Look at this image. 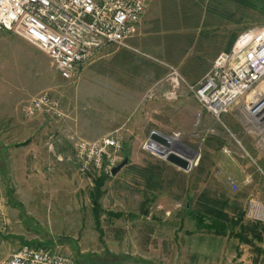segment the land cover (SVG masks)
<instances>
[{"label":"crops","instance_id":"1","mask_svg":"<svg viewBox=\"0 0 264 264\" xmlns=\"http://www.w3.org/2000/svg\"><path fill=\"white\" fill-rule=\"evenodd\" d=\"M219 1L148 0L138 33L128 39L129 45L136 47L140 52L107 45L91 62L77 68L74 81L65 80L57 71L56 78L52 77L49 81L47 55L12 32L0 29V102L6 103L9 110L17 109V105L27 98L41 90L49 89V94L58 100L60 108L66 111L68 117L39 113L36 117L46 116L43 120L50 126L45 125L43 121L37 126L41 130L50 127L61 133L58 135L53 132L50 137L54 139L52 145L48 146L46 140L43 143L58 160H62L61 156L65 151V146L61 143L66 140L70 142L72 133L92 140L119 129L123 144L122 157H133L134 149L139 151V146L143 149L141 153L153 154L146 146L152 131L177 138L184 142L183 145L191 150L193 156L188 170L171 165L174 172L183 179L182 188L214 190L215 185L201 180L203 176L213 172L207 171L206 163L200 159L198 151L202 148L215 149L213 154L229 149L231 143L228 139V146L224 145L225 142L221 141L224 136L216 131L218 136H215V140L219 143L208 148L207 131L209 124L213 122V115L198 103L186 85L181 84L175 89L171 87L165 79L168 73L165 64L174 66L188 84H195L211 67V64L202 63H212L217 53L230 49L239 34V28H233L221 17L223 12ZM63 81L76 84L69 87L63 84ZM169 93L172 95H168ZM231 111L223 113L221 118L234 126ZM29 120H11L8 132L19 133L32 129L34 124ZM233 129L239 130L236 126ZM248 137L251 140L248 150L252 155L242 146L241 148L254 165L246 160L235 162L236 170L231 174L237 185L242 184L249 191H256L255 196L258 198L259 191L264 189V153L254 146L253 137ZM25 141L26 144H20ZM31 142L23 138L17 145L26 146ZM236 142L240 145V141ZM9 147L10 145L0 139L1 150L6 151ZM72 149L76 167L74 144ZM213 162L209 164H218L217 161ZM142 167L141 175L145 187L153 189L156 174L148 166ZM4 173L5 170L0 167V176ZM213 175L217 176V173ZM222 184L224 185L221 180ZM261 193L260 198L264 199V191ZM197 201L208 205L215 203L216 207H223L222 212L228 219L225 221V233L201 228L205 230L202 233H208L206 243L211 247L212 254H223L222 243L224 240H230L234 247L230 253L232 264H264V233H250L248 230L240 232V225L257 222L246 220L245 205L242 209L235 206L230 208L227 199L215 197ZM192 206L191 201L187 199L184 212L189 213ZM239 218L241 219L238 221ZM229 221H237L233 230L230 229Z\"/></svg>","mask_w":264,"mask_h":264},{"label":"rangeland","instance_id":"2","mask_svg":"<svg viewBox=\"0 0 264 264\" xmlns=\"http://www.w3.org/2000/svg\"><path fill=\"white\" fill-rule=\"evenodd\" d=\"M219 6L223 12L221 17L233 28H239V34L249 27L264 25V0H220ZM139 25L134 35L138 33ZM127 45L124 48L139 51L130 46L128 40ZM55 71L48 58L49 81L52 77L56 78ZM64 82L69 87L76 84ZM42 91L50 93L49 89L38 93ZM31 97L13 110L0 102V139L10 145L6 151L0 149V167L6 172L0 176V260L27 244L36 247L44 245L80 262L94 264H232V241L224 240L223 254H212L211 247L206 243L208 233H202L205 230L197 228L193 216L184 212V203L190 200L194 210L199 203L197 200L215 197L227 199L230 208L235 206L242 209L245 205L246 209L248 199L256 198V191H249L242 184L234 190L225 182L227 177L234 179L231 173L236 170L235 162L246 160L254 165L241 148L252 155L248 150L251 140L240 120L238 108L231 112L234 126L239 130L234 131V126L224 122L221 117L220 120L214 117L207 131L208 148L219 143L215 140L217 132L224 136L221 139L224 145L228 146L229 139L231 146L229 144V149H224L228 154L219 150L213 155L215 149L202 148L198 151L200 159L206 163L207 171L217 173V176L213 173L203 176L201 180L212 183L216 189L182 188L183 179L174 172L172 164L153 152L141 153L143 149L139 146V151L134 149L133 157H122L121 162L125 158L127 162L115 175L107 176L98 199L100 216L97 227L90 193L95 180L103 174L97 173L92 178L79 174L73 163L72 139L61 143L65 151L62 160H58L47 150V145L53 144L54 139L50 137L54 133H61L50 127L41 130L37 126L42 121L49 125L43 120L46 116L31 118L29 121L34 124L32 129L19 133L8 132L11 120H27L22 113V106ZM61 111V117H68L66 111L62 108ZM116 131L119 133L120 130L111 132ZM23 138L32 142L18 146L17 143ZM235 138L240 141V145ZM176 142L184 144L178 139ZM253 144L256 145L255 141ZM255 147L259 149L257 145ZM176 154L192 163L193 158ZM213 161L218 164H209ZM143 165L153 169L156 174L153 189L145 187L141 175ZM221 180L225 186L221 185ZM262 191L264 189L259 191L258 198L264 203V199L260 198ZM108 212H120L122 216L113 217Z\"/></svg>","mask_w":264,"mask_h":264},{"label":"built area","instance_id":"3","mask_svg":"<svg viewBox=\"0 0 264 264\" xmlns=\"http://www.w3.org/2000/svg\"><path fill=\"white\" fill-rule=\"evenodd\" d=\"M148 0H0V29L29 42L50 59L65 80H74L77 67L87 65L107 45L128 47ZM166 81L173 89L187 86L198 103L216 119L238 108L248 135L264 153V25L243 30L227 51L214 57L210 69L188 84L169 64ZM262 86V88H260ZM25 118L39 113L62 116L60 104L42 91L22 106ZM79 174L112 176L122 159V138L116 131L92 140L71 136ZM228 153V151H225ZM229 188L238 185L225 179ZM244 217L264 223V203L248 199ZM0 264H87L47 247L21 245Z\"/></svg>","mask_w":264,"mask_h":264},{"label":"trees","instance_id":"4","mask_svg":"<svg viewBox=\"0 0 264 264\" xmlns=\"http://www.w3.org/2000/svg\"><path fill=\"white\" fill-rule=\"evenodd\" d=\"M21 145L26 144L25 142L20 143ZM106 175H101L95 180L94 183V189L90 193V196L92 198V204H93V213L95 217L96 226L99 227V211H98V199L102 195V186L106 180ZM215 203H210L209 205L206 203H198L197 208L194 210H191L189 214H191L196 221L197 228H205L206 230H213L216 233H225L227 229V225L225 221H228L225 214H223L222 210L223 207L215 206ZM190 207V205H189ZM109 215L113 217H121L122 213L120 212H108ZM241 218L238 219V221ZM236 222L229 221L230 229L233 230ZM260 226V229L258 227ZM240 232L249 231L250 233H264V223L261 222H249V224L246 225H240ZM239 232V233H240ZM42 245V244H40ZM44 246V245H42ZM45 247V246H44ZM88 264H94L90 262H86Z\"/></svg>","mask_w":264,"mask_h":264},{"label":"water","instance_id":"5","mask_svg":"<svg viewBox=\"0 0 264 264\" xmlns=\"http://www.w3.org/2000/svg\"><path fill=\"white\" fill-rule=\"evenodd\" d=\"M172 142L173 139L171 137L159 135L155 131H152L150 133L149 140L147 141L146 146L149 150L162 157L168 163L182 170H188L191 163L188 160L170 151ZM126 162L127 159L125 158L122 162L115 166L112 169V175H115Z\"/></svg>","mask_w":264,"mask_h":264},{"label":"bare ground","instance_id":"6","mask_svg":"<svg viewBox=\"0 0 264 264\" xmlns=\"http://www.w3.org/2000/svg\"><path fill=\"white\" fill-rule=\"evenodd\" d=\"M260 88H262V86ZM170 151L173 152V153L176 152L178 154L184 155V156H186L189 159L193 158L191 150L186 148L183 144L178 143L176 141L172 142V145L170 147Z\"/></svg>","mask_w":264,"mask_h":264}]
</instances>
